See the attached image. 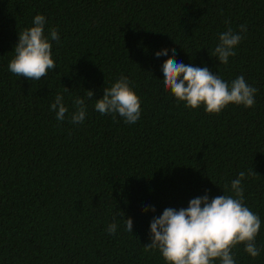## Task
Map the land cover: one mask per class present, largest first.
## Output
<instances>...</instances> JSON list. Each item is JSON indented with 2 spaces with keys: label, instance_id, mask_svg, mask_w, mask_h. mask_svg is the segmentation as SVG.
I'll list each match as a JSON object with an SVG mask.
<instances>
[{
  "label": "trees",
  "instance_id": "16d2710c",
  "mask_svg": "<svg viewBox=\"0 0 264 264\" xmlns=\"http://www.w3.org/2000/svg\"><path fill=\"white\" fill-rule=\"evenodd\" d=\"M36 14L46 18L45 35L55 28L60 36L51 42L56 68L39 81L8 70ZM242 24L236 55L219 63V34ZM161 49L168 56L157 57ZM173 49L177 62L229 83L243 75L258 89L254 107L210 114L177 102L161 81ZM121 75L140 99L135 124L94 108ZM57 94L69 110L63 121L50 110ZM78 96L86 117L73 124ZM240 171L264 240V0H0V240H150L154 216L205 194L231 195ZM148 243L0 241V264H165ZM256 244L255 259L236 246V264H264V241Z\"/></svg>",
  "mask_w": 264,
  "mask_h": 264
},
{
  "label": "clouds",
  "instance_id": "9594fccd",
  "mask_svg": "<svg viewBox=\"0 0 264 264\" xmlns=\"http://www.w3.org/2000/svg\"><path fill=\"white\" fill-rule=\"evenodd\" d=\"M47 21L44 15L36 14L32 26L18 33V42L13 47L14 55L9 60L8 70L28 80L39 81L46 77L56 64L52 58V41L59 42L58 30L50 28L45 35ZM227 23V22H226ZM247 26H239V32L231 27L220 33L212 56L221 64H228L235 56V48L243 39L241 33ZM157 57L168 56L167 49L155 53ZM162 83L177 102L189 109L204 107L210 114H219L227 105H243L252 108L258 89L250 86L243 75L230 83L213 74L207 67L185 65L175 59V50L162 64ZM65 90H68L65 88ZM92 99L93 92L86 91ZM75 111L70 123L82 124L86 117V103L81 97L73 100ZM94 108L102 115H119L127 124H135L141 115L140 99L130 86L126 76L121 75L110 87H105L101 98L95 100ZM50 110L58 121H63L68 107L63 97L57 94ZM256 174L253 169L247 175ZM246 173L240 171L230 182L231 195H219L209 200L207 194L191 199L186 208H166L159 217H153L150 226V243L143 246L147 251H158L165 264H236L233 249L243 244V251L255 259L261 254L256 237L261 228L260 217L244 203L242 181ZM227 187V186H226ZM148 208L143 211H148ZM155 211V208H151ZM123 217V213H120ZM125 231L131 233V218H123ZM117 224L112 222L106 231L113 235Z\"/></svg>",
  "mask_w": 264,
  "mask_h": 264
}]
</instances>
